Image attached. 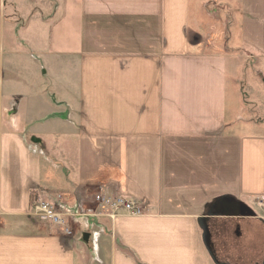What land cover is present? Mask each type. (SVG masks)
Segmentation results:
<instances>
[{
  "label": "crops",
  "instance_id": "crops-1",
  "mask_svg": "<svg viewBox=\"0 0 264 264\" xmlns=\"http://www.w3.org/2000/svg\"><path fill=\"white\" fill-rule=\"evenodd\" d=\"M197 1L66 0L36 41L0 2V264H264V137L228 120L233 74L198 40ZM242 4L264 63V0ZM102 190L147 213L78 217L71 236L30 215Z\"/></svg>",
  "mask_w": 264,
  "mask_h": 264
},
{
  "label": "rangeland",
  "instance_id": "rangeland-1",
  "mask_svg": "<svg viewBox=\"0 0 264 264\" xmlns=\"http://www.w3.org/2000/svg\"><path fill=\"white\" fill-rule=\"evenodd\" d=\"M198 1L204 3L206 15L204 26L202 24L200 27L194 25L199 36L198 40L201 44L208 45L205 52L210 51L212 52L210 54L223 56L226 59L229 74H233L229 75L231 78L229 77L228 86V99L230 101L228 120L231 123L236 122L235 124L240 126H248V135L264 137V69L261 70V68H264V63L240 37L239 25H241L242 20V0ZM0 2L2 6H4V2L6 4L3 7L4 15L6 21L12 24L10 30L19 36L23 33L26 34L30 25L29 30L33 32L30 39L36 41L35 37H38L39 32L42 34L43 27L47 31L57 22L66 0H0ZM197 7V4L194 5L195 13L196 11L199 12ZM209 12L215 14V16L219 15L220 27L216 26V21H212L213 18L210 17ZM213 23H215V29H213ZM16 40H20L21 43L23 41L20 37ZM22 55L19 54L18 57ZM33 55L34 53L30 56L34 58ZM30 56L28 62L32 66L34 65V59L32 60ZM34 56L36 57V55ZM22 58L25 57L22 56ZM37 68L41 73L40 75L44 76L39 64ZM45 78H47V75ZM242 100H244L245 106H243V103L241 105ZM102 191L95 193L94 196ZM104 192L112 194L109 191ZM257 206L264 215V198L257 200ZM82 209V206H80L79 210L81 212ZM61 211L63 213L68 212L63 209ZM73 217L72 223L74 226L80 216Z\"/></svg>",
  "mask_w": 264,
  "mask_h": 264
},
{
  "label": "built area",
  "instance_id": "built-area-1",
  "mask_svg": "<svg viewBox=\"0 0 264 264\" xmlns=\"http://www.w3.org/2000/svg\"><path fill=\"white\" fill-rule=\"evenodd\" d=\"M94 197L91 204L85 208L82 207V212L76 210L66 213L61 211L56 200L40 199L33 205L30 215L38 221L50 223L59 234L69 236L74 230L73 216L114 218L119 215L141 216L147 213L142 203L127 196L108 194L102 191Z\"/></svg>",
  "mask_w": 264,
  "mask_h": 264
},
{
  "label": "water",
  "instance_id": "water-1",
  "mask_svg": "<svg viewBox=\"0 0 264 264\" xmlns=\"http://www.w3.org/2000/svg\"><path fill=\"white\" fill-rule=\"evenodd\" d=\"M88 236V235H87ZM87 236H86V238H87ZM206 238H207V234H205V241H206Z\"/></svg>",
  "mask_w": 264,
  "mask_h": 264
}]
</instances>
